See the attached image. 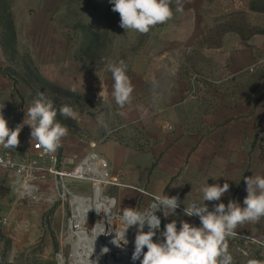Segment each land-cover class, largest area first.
<instances>
[{
    "label": "rangeland",
    "instance_id": "1",
    "mask_svg": "<svg viewBox=\"0 0 264 264\" xmlns=\"http://www.w3.org/2000/svg\"><path fill=\"white\" fill-rule=\"evenodd\" d=\"M14 2L0 0V31L7 28L5 16ZM177 2L180 12L175 11ZM172 3L171 19L139 33L120 26L119 13L112 10L109 0H32L31 14L43 4L50 8L49 26H38L30 33L27 40L33 43L34 50L9 51L1 68L12 92V97L4 98L3 114L9 127L15 128L23 121L25 109L38 93L50 98L57 109L68 105L78 113V119H71L58 112L57 120L68 128V134L54 153L60 162L57 168L68 174L67 188L90 200L79 203V208L93 205L86 228L95 230L103 225L105 217L98 207L103 203L108 206L109 198L117 201L112 209L116 216L110 219L115 228L121 227L118 214L125 208L122 205L137 210L145 207L142 196L127 194L130 189L113 182L108 162V177L100 184L69 176L82 158L94 151L108 161L99 150L110 141L134 151L168 144L178 122L179 105L186 106L182 116L188 120L190 95H198V101L205 103L206 77H215L220 68L215 58L220 56L224 40L264 36V0H171ZM22 38L28 42L24 34ZM120 61L126 65L133 89L122 107L111 94L113 79L107 70L109 63ZM260 76H264V68L230 86L246 97ZM30 131L25 125L15 149L0 152L17 159L33 157L31 144L35 141L31 142ZM5 172L0 175L11 182L0 185V264H76L69 225L75 202L68 193H62L65 199L60 198V180L57 184L52 176H47L45 183L38 180L31 186V195L36 197L32 199L20 195L21 177L15 175V179L8 175L10 171ZM135 234L136 231L130 233L128 243ZM226 242L232 264H264L263 238Z\"/></svg>",
    "mask_w": 264,
    "mask_h": 264
},
{
    "label": "crops",
    "instance_id": "2",
    "mask_svg": "<svg viewBox=\"0 0 264 264\" xmlns=\"http://www.w3.org/2000/svg\"><path fill=\"white\" fill-rule=\"evenodd\" d=\"M31 1L15 0L10 6L18 52H27L29 48L34 50L33 43L27 40L30 33L36 31L38 26H49L48 5H40L31 14ZM23 34L29 44L24 42ZM30 54L33 56V52ZM8 57L0 42L2 112L6 107L5 96L12 97L9 81L1 70ZM215 60L220 68L215 77H206L208 82L203 90L205 103L202 105L198 101V95L191 94L187 104L188 120L186 115L182 116V108L186 106L179 105L178 122L168 144L151 150L134 151L128 146L110 141L99 150L108 160L100 155L105 161L107 177L109 165L113 182L118 181L130 189L127 194L137 193L142 196V206L145 209H149L153 203L154 195L161 193L176 195L185 205L194 200L202 203L200 189L206 181L209 184L222 185L225 181L229 183V189L220 201H205L209 208L221 201L227 204L230 199L242 203L247 195L244 178L253 173L264 175V76L258 77L246 97H242L237 88L232 86L235 81H243L249 75H256L258 69L264 68V36H252L249 39L227 38L220 56ZM230 99L233 102L230 103ZM197 117L199 121L195 120ZM0 172L6 173L1 168ZM8 175L15 177L12 172ZM9 182L11 181L5 175H0L1 186H6ZM183 207L181 203L177 209L178 217H164L157 210L155 214L161 217V229L172 219H184L199 224L198 217L183 215ZM108 219L111 217L108 216ZM236 233L227 241H242L250 237L264 239V217L256 222L239 225ZM157 234L159 236V232Z\"/></svg>",
    "mask_w": 264,
    "mask_h": 264
},
{
    "label": "clouds",
    "instance_id": "3",
    "mask_svg": "<svg viewBox=\"0 0 264 264\" xmlns=\"http://www.w3.org/2000/svg\"><path fill=\"white\" fill-rule=\"evenodd\" d=\"M109 2L112 10L119 13V23L125 31L146 33L151 27L171 19L174 14L170 6L171 0ZM175 11H182L178 2ZM107 70L111 72L113 79L111 94L116 104L122 107L129 101L133 90L126 74V65L123 61L109 63ZM58 112L63 117L78 119V113L71 106L63 105L57 109L53 101L43 93H38L33 98L25 109L23 121L15 128L9 127L8 120L0 111V149H15L19 144L20 131L28 125L31 129V142L35 141L46 153H54L62 138L68 134V128L57 120ZM30 179V176L25 177L20 183L21 196L31 191L27 182ZM244 180L247 195L242 203L230 199L227 204L221 201L209 208L205 201H220L222 195L228 191L229 183L225 181L222 185L209 184L206 181L200 189L202 203L194 200L185 205L178 196L161 193L154 195L149 209L125 207L118 214L121 227L115 232L114 242L127 245L126 232L129 227L135 226L134 249L131 254L133 262L139 259L140 264H232L233 257L228 252L227 239L237 234L239 225L256 222L264 217V175L253 173ZM181 203L184 205L183 215L198 217L199 224L184 219H172L161 229V217L155 212L159 210L164 217H178L177 209ZM115 205L116 200L113 198L102 210L112 217L116 215L112 211ZM57 259H60L59 255Z\"/></svg>",
    "mask_w": 264,
    "mask_h": 264
},
{
    "label": "bare ground",
    "instance_id": "4",
    "mask_svg": "<svg viewBox=\"0 0 264 264\" xmlns=\"http://www.w3.org/2000/svg\"><path fill=\"white\" fill-rule=\"evenodd\" d=\"M104 165V159L98 153L90 151L82 158L69 176L91 179L100 184L107 178V173L103 167ZM97 187H99L98 189L101 191L100 185L97 184ZM62 189L65 192L64 195L68 193L70 199L75 202L73 203V219H70L71 223L69 225H71L73 236L70 238L74 239L73 258L76 261V264H140L139 259L135 262L131 260V254L134 249V240L127 245H123L122 242H114L115 232L120 228H115L112 224V220L108 219L110 214H106L102 210L104 207H107L104 203L100 204L98 207L99 213L105 217L103 225H99V228H96L95 230L88 227L86 228L84 226L90 218L93 205L86 203L88 204L87 209H80L78 204L84 201L90 202V200L73 194V192L67 188L65 182L64 184L57 185L60 198H63ZM82 209L84 210L82 211ZM133 231H136V227H129L126 232V238H128ZM105 248L108 249V251H103Z\"/></svg>",
    "mask_w": 264,
    "mask_h": 264
},
{
    "label": "built area",
    "instance_id": "5",
    "mask_svg": "<svg viewBox=\"0 0 264 264\" xmlns=\"http://www.w3.org/2000/svg\"><path fill=\"white\" fill-rule=\"evenodd\" d=\"M31 149L33 152V157H25L17 159L10 153L0 152V168L4 171H11L15 175L21 177L22 182L25 177H31L28 180V184L31 188L38 180L41 182H47V176H52L56 179V184H64L66 173H62L58 168L57 164L58 156L55 153H46L42 148H40L36 142L31 144ZM21 166H23V171H21ZM32 189L29 193L24 194L27 198L35 199V195H31ZM62 193L65 192L62 189ZM63 199V198H62Z\"/></svg>",
    "mask_w": 264,
    "mask_h": 264
},
{
    "label": "trees",
    "instance_id": "6",
    "mask_svg": "<svg viewBox=\"0 0 264 264\" xmlns=\"http://www.w3.org/2000/svg\"><path fill=\"white\" fill-rule=\"evenodd\" d=\"M170 6L173 8L174 3H172ZM7 13L8 14L5 16L7 22V28L6 30L3 29L2 31H0V42L2 43V46L6 51V53L9 54V51L16 50V46H15L16 35H15L14 23L10 12V7Z\"/></svg>",
    "mask_w": 264,
    "mask_h": 264
},
{
    "label": "water",
    "instance_id": "7",
    "mask_svg": "<svg viewBox=\"0 0 264 264\" xmlns=\"http://www.w3.org/2000/svg\"><path fill=\"white\" fill-rule=\"evenodd\" d=\"M92 145H94V143H93ZM96 189H97V188L95 187V191H96ZM95 191H94V192H95ZM94 194H95V193H94ZM157 236H158V234H157Z\"/></svg>",
    "mask_w": 264,
    "mask_h": 264
}]
</instances>
